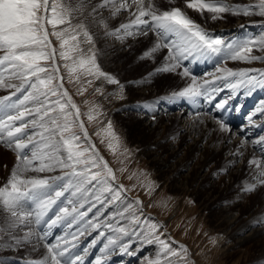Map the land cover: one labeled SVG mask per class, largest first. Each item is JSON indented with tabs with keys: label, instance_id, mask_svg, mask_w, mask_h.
Here are the masks:
<instances>
[{
	"label": "snow or ice",
	"instance_id": "obj_1",
	"mask_svg": "<svg viewBox=\"0 0 264 264\" xmlns=\"http://www.w3.org/2000/svg\"><path fill=\"white\" fill-rule=\"evenodd\" d=\"M188 10L202 18L207 12L212 21L223 19L225 13L264 17V0L245 5L182 0L181 6L177 0H0V89L12 90L0 96V148L15 156L8 177L0 184V240L7 237L9 247L44 250L27 264H85V256L101 240L99 254L89 264H104L117 249L132 254L130 243L124 241L131 236L159 246L147 264H188L187 247L180 244L177 249L173 244L178 242L161 238L159 230L164 226L144 217L143 201H128L124 193L129 189L117 182L116 171L92 140L81 119L84 114L64 87L65 76L60 72L62 67L69 82L81 84L80 95L87 91L84 85L100 81L95 93L103 95L104 83L119 85L114 95L123 99V85L101 67L97 42L101 37L121 43L131 38L146 43L141 60H159L155 74L190 78L187 86L173 93L175 97L211 103L227 88L232 96L215 104L224 110L241 87L245 95L264 90V69L218 66L209 74L212 79L198 81L185 62L264 63V34L226 41L197 23ZM50 37L59 42V50ZM57 59L63 63H56ZM257 111H264V102ZM86 115L89 123L103 125L99 105L90 107ZM217 123L222 131H231L222 120ZM94 135L101 144L107 141L113 155L121 149V138L110 120ZM255 143L264 145V136ZM120 155L128 158L130 151L125 147ZM248 169L253 182L246 183L243 191L253 193L264 186V157L253 156ZM142 187L149 195L154 190L150 181ZM109 206L114 209L105 216ZM93 209L96 212L89 216ZM54 226L65 231L49 242ZM92 232L97 235L80 249V238Z\"/></svg>",
	"mask_w": 264,
	"mask_h": 264
},
{
	"label": "rangeland",
	"instance_id": "obj_2",
	"mask_svg": "<svg viewBox=\"0 0 264 264\" xmlns=\"http://www.w3.org/2000/svg\"><path fill=\"white\" fill-rule=\"evenodd\" d=\"M255 2H257V0H251V4ZM248 3L249 0H237L235 4L245 5ZM227 14L228 15L223 14V19L228 18L232 20V18H234L233 15L230 16V13ZM197 19L200 20L199 17ZM200 21L204 24L207 22L205 20ZM93 31L97 30L93 29ZM259 36H261V34ZM50 39L52 40V46L59 50V42L56 41L55 37H50ZM125 42H123V48H120V41L113 38L105 39L101 37L97 42V48L100 50L98 59L101 67L123 84V99L119 98V95H114L117 91L115 90L116 85L113 84L104 83L102 85L103 95L95 93L94 89L101 86L100 81H95L91 86L84 85L87 87V91L83 95H80L78 94V88L81 87V84L75 82V80L69 82L65 70L62 67L60 69L61 74L65 76L64 87L69 91L73 100L81 108V112L84 114L81 119L84 120L85 126H88L87 128L90 129L88 131L92 140L96 143L100 153L108 160L110 166L116 171L118 177L117 182L129 189L124 195L129 198L128 201L137 199L143 201L144 217L164 226L159 230L160 233L163 234L161 236L162 239L178 242L173 244V247L177 249L180 244L187 247L188 264H250L253 261L256 264H264V259L262 261L259 259L256 261L255 259L262 252L259 243L262 242V239L253 240L252 227L254 226L246 225V223L252 219L255 210L260 209V206H262L264 202V186L258 187L253 193L243 191L247 183L246 174L248 170V161L252 159L253 156L245 162L242 174L229 175L228 168L230 166H228V161L223 156H211V154L206 155V153H197L189 157V161L191 162L188 161V163H186V161H183V167L178 168L179 171L176 178H171L167 186L162 185L161 183L167 176L171 177L172 173L177 171L174 167L169 168L168 166L169 171L162 172L160 166L164 159L165 161L168 159L167 153L170 147L169 140H175L181 124L177 119H174L166 127L161 126L160 128L159 126L160 135L163 134L162 137H164V135H170V138L167 141H156L158 136L143 131L139 125L142 118L132 113L144 114L155 120V116L157 115L156 111L162 103L159 100L161 95L160 97H156L157 101L144 100L142 97L143 94L141 93L142 91H140L142 87L154 86L155 89L153 92H157L158 94L163 92L166 88H173V92H171V94L169 93V96H171L174 91H180V88L177 89L172 83L167 84L166 80L150 75L151 73L147 72L151 69L150 63H145V60L139 58L141 52L140 50H138V52L136 51V46L133 43H129L127 40ZM254 54L259 55L261 53L254 52ZM47 63L51 64V61ZM56 63L62 64L63 62L57 59ZM215 63L217 64V60H215ZM241 64L239 68L232 69L239 70L251 67L261 69L264 66V63L260 62H253L252 64H244L242 62ZM148 66H150V68H147ZM228 67L231 68L230 65ZM14 82L19 83V81ZM171 85L172 87H170ZM118 87L120 88V86ZM242 88L243 87L240 89ZM258 90L259 89H256L254 90L255 92L253 91L251 93L253 95L248 98L249 103L247 104L251 105L257 99L260 92ZM11 91L12 90L0 89V96L9 95ZM13 99H16V97H13ZM262 99H264V97ZM121 102L124 103L121 104ZM179 103L180 105H184L182 101ZM94 105H99L100 110L103 112V115L99 117V121H103V125H106L110 120L115 132L121 138L122 146L116 155H113L107 150V141L101 144L99 137L94 135L98 128L103 125L98 121L89 123L87 120L86 114L89 108ZM246 105L242 107L246 109ZM122 107H125L127 110L130 109L132 113L123 115ZM172 109H177V106H172ZM159 124L161 125L160 121H158V125ZM77 131L79 130L77 129ZM216 135L218 140L224 137L223 131ZM125 147L130 151L128 158L120 155V152H122ZM157 149H160L163 155L154 160L150 152ZM14 161V154L0 148V184L5 182ZM205 161H209V168H207L209 175L202 179L198 176L200 167L195 166L198 162H200L199 164H203ZM192 163H195V168L193 167L190 173L189 167L193 165ZM242 163L244 164V161L243 158L240 157L235 163V166H238L240 169ZM4 164L8 165V169L3 168ZM120 168H126V171L121 173L119 171ZM185 173H190L188 179L183 178L185 177ZM129 176H132V179H128ZM149 181L154 184V190L150 195L147 194L146 189L142 187V184L148 183ZM175 182H179L181 187H185L186 189L180 192V190L174 187L173 184ZM133 186H135L134 189ZM231 187L234 188L231 190ZM132 194L135 196L134 198H132ZM234 203L238 204L237 211L239 212L237 215L239 216V221L234 231L239 234H237L235 238L224 235L220 227L218 228L217 226V218L219 214H221V211H226L228 206ZM111 207L114 208V206ZM95 212L96 209H93V212L89 213V215H93ZM54 213L55 206L53 211L49 213V216H53ZM109 213L110 208L108 207L105 210V216ZM26 230L25 228V232ZM64 231L62 226H54L50 233L49 242H53L55 238L62 235ZM22 234L23 233H21V235ZM243 236H245L246 239L245 244H241L237 241ZM260 237L262 236L258 238ZM131 238L136 240H131ZM129 239V242L131 241L130 243L135 250H137V242H141V244L145 246L142 255L149 253V257L144 262L140 260L143 264H147L148 259L155 258L159 247L158 245L155 243H143L142 238L138 239L135 236H131ZM6 241L11 243L7 237H5L4 240H0V264H27L29 260L40 258L44 251L41 249L37 253L33 252L30 246L19 248L15 246L9 247L6 246ZM79 247H82V245ZM99 248L100 247H96L98 252ZM92 252V255L85 256V261H92L99 254L94 251ZM108 263H110V261L106 258L104 264Z\"/></svg>",
	"mask_w": 264,
	"mask_h": 264
},
{
	"label": "bare ground",
	"instance_id": "obj_3",
	"mask_svg": "<svg viewBox=\"0 0 264 264\" xmlns=\"http://www.w3.org/2000/svg\"><path fill=\"white\" fill-rule=\"evenodd\" d=\"M177 1H178L177 6H181L182 0H177ZM236 2L237 0H226V3L228 4H235ZM248 4H251V0H249ZM188 14L202 27H204L205 29L213 33V35L220 36L224 38L226 41H230L234 39H243L246 37H258L260 34L264 33V17L258 16V15H252V16H243V15L234 16L233 15L234 18H232V20L225 18V19L212 21L209 18L210 14L208 13H205L203 18L200 16V14L195 13L191 10H188ZM224 15H228V14L225 13ZM231 15L232 14H230V16ZM198 17L200 18V20H205L208 23L206 22L207 24L206 23L204 24L202 21L197 19ZM128 41L129 43H133L136 46L137 52L138 50H140V52L142 53V51L146 47V43H138L137 41H134L131 38H129L127 42ZM119 45H120V48L124 47V44L121 42L119 43ZM145 63H150L149 65H151V69H149L147 72H150L152 76H156V78L166 80L167 84L172 83L175 88L177 89L180 88L179 90H182L183 87L187 86L191 82L190 78H181L177 74H155L154 69L159 65V60L156 63L145 60ZM241 63L234 62V61H228L226 65H220L217 63L215 68L218 66L228 67L230 65L231 68L237 69L242 65ZM263 67L261 69H264ZM147 68H150V66H148ZM209 68L210 69L212 68V70H209L206 73L200 74L201 72L207 71V69L204 67V68H201V70L198 72L199 74L195 75L198 81L204 80V79H208V80L212 79V77L209 74L214 73L215 68L214 67H209ZM178 71H182V69ZM220 83L221 82L219 81L217 82V84H220ZM120 85H123V84L120 82ZM118 86L119 85L115 86V90L117 91V93L119 92V89H120ZM170 87H172V85ZM154 89H155L154 86H146V87H142L140 91H142L141 93L143 94L142 97L144 100L148 99L152 101H157L156 97H160L161 95L159 100L162 103L160 104L161 106L159 105V109L156 111V114H157L155 116L156 121L152 119V117L150 116L135 113V112L132 113L130 109L127 110L125 109V107L124 108L122 107V108H123V115L129 114V113H132L134 115H139L142 118V119L140 118L141 121L139 124L142 130L147 131L149 133H153L155 136H158V139H156V141H161V140L167 141L170 138V135H164V137H162L163 134L160 135L161 126L166 127L174 119H177L180 122L181 127L179 128L177 137L175 138L174 141L169 140L170 147H169V152L167 153L168 159L166 161L164 159L160 166L162 172L164 171L168 172L170 167H174V169L177 171L175 173L173 172L171 177L167 176L165 180L161 183L162 185L167 186L168 183H170L171 178H176L178 175V171H179L178 168L183 167V161H186V163H188L189 157L197 153L199 154L206 153V155L211 154V156H223L228 161V166H230L228 168L229 175L238 174V173L242 174L243 168L245 167V162H247L252 156L257 155L256 157L258 158L264 157V151H262V147H264V145L255 143L256 141L260 140L262 136H264V133L262 134V132H260L258 135L253 136L249 134L240 133L239 130H236L234 127L229 126L231 128V131L230 132L223 131L224 133L223 139L218 140L216 138L217 136L216 134H219V132L222 131L221 125L217 123V120H219V118L215 116V114L205 110L204 103L206 102L203 98H198L196 99V102H193L190 100H184L186 98L175 97L173 96V93L171 96H169V93L171 94V92H173V88L172 89L166 88L163 92H160L159 94L157 92H153ZM226 89L227 88H225V90ZM245 91L246 90L244 88L238 89L237 95L235 96L237 97V100L238 99L240 100L241 105L242 106L244 105V107L247 103H249L248 98L253 95V94H250V95L245 96ZM180 101H182L184 105H180L179 103ZM124 102H121V104ZM262 102H264V99H261L259 101V104H260L259 108L261 107ZM257 104H258V101H257ZM248 105L249 104H247L246 106ZM172 106H177V109L173 110ZM257 109L258 107L254 108L253 110L254 113L251 114L252 119H255L257 121L264 120V111H257ZM261 112H262V115L259 116V113ZM158 121H160L161 125L160 124L158 125ZM159 126L160 128H158ZM263 127H264V124H262L261 127L257 126L259 131ZM245 141H247V143H245ZM161 152L162 151L160 149L159 150L157 149V150L151 151L150 155L152 156V159L155 160V159L160 158V156L163 155ZM238 152L243 153V155L242 156L237 155ZM240 157L243 158L244 164L242 163V165L240 166L241 168L239 169L238 166H235V163ZM199 163L200 162H198L195 167H200L198 176L204 179L209 175L208 169H207L209 168V165H208L209 161H205L203 162V164L202 163L199 164ZM192 164L193 165L189 167L190 173L195 163H192ZM190 173H185L186 175L184 174L185 177L183 178L188 179V177L190 176ZM246 182L247 183L253 182L249 169L247 170V174H246ZM173 185L177 190H180V192L181 190L186 189L185 187H181V184L179 182H175ZM233 188L234 187H231V190ZM131 196H133L132 198L135 197L133 194ZM237 205H238L237 203H234L233 205L232 204L229 205L227 210L221 211V214H219L217 218L218 228L220 227L224 235L230 236L233 238H235L237 234H239V233L234 232L237 226V223L239 221V216H237L239 213L237 211ZM97 207L103 208L104 206L97 205ZM109 208H110V212H112L114 209L111 206H109ZM89 216H92V215H89ZM259 221H264V202H263V205L260 206V209L255 210V214L253 215L252 219H250L246 223V225L254 226L252 227L253 240L262 239V242H259L261 245L262 252L261 254H259L257 258H255L256 261H258V259L260 261L264 259V224L259 223ZM96 235H97L96 232H92V234L88 235L86 238L81 237L80 245H82V247H80V249L84 248ZM259 236H262V237L258 238ZM129 240L130 239L128 237H124V241L129 242ZM131 240L135 241L136 239L131 238ZM237 241H239V243L241 244H245V241H246L245 236H243ZM103 243L104 241L101 240L95 246V248L89 251V255L93 254L92 251L99 253L96 247H101ZM144 248L145 246L141 244V242L139 243L137 242V246H136V249L138 250L137 251L130 243L129 252L132 254L121 253L117 249L116 251L112 252V254L108 256L107 258L111 264H140V263L143 264V262L149 257L148 255L149 253L142 255ZM140 260H142L143 262H141ZM250 264H256V263L253 261Z\"/></svg>",
	"mask_w": 264,
	"mask_h": 264
}]
</instances>
